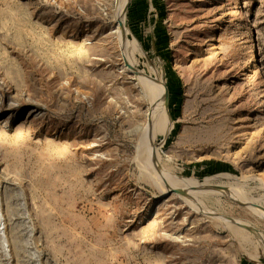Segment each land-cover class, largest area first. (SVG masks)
<instances>
[{"label":"rangeland","instance_id":"obj_1","mask_svg":"<svg viewBox=\"0 0 264 264\" xmlns=\"http://www.w3.org/2000/svg\"><path fill=\"white\" fill-rule=\"evenodd\" d=\"M0 264H264V0H0Z\"/></svg>","mask_w":264,"mask_h":264},{"label":"bare ground","instance_id":"obj_2","mask_svg":"<svg viewBox=\"0 0 264 264\" xmlns=\"http://www.w3.org/2000/svg\"><path fill=\"white\" fill-rule=\"evenodd\" d=\"M253 59H254V58H253ZM253 59H252V60H253ZM253 61H254V60H253ZM251 63H252V62H251ZM145 81H146V80H145ZM145 81H144V82H145ZM157 86H158V85H157V83L155 82V85H154V87H152V88H153V90L155 89V91H156V94H157V97H158L157 101L159 100V101H158V102H159V103H158V107L161 108L162 105H161V99H160V92H159V89H157ZM165 89H166V87H165ZM162 101L164 102V97H162ZM165 103H167V90H166V95H165ZM160 106H161V107H160ZM155 107H156V106H155ZM154 109H155V108H154ZM159 110H160V109H159ZM159 113H160V117H161V120H162V122H163V126H164V124H165V123H164V122H165V117H163V115H162V111H160ZM164 114H165V113H164ZM166 120H167V119H166ZM152 123H153V122H152ZM156 123H157V122H156ZM160 123H161V122H160ZM155 125H156V124H155ZM153 126H154V124H153ZM155 127H156V126H155ZM155 127H154V128H155ZM160 127H161V126H160ZM166 127H167V126H166ZM145 128H146V127H145ZM155 178H156V177H155Z\"/></svg>","mask_w":264,"mask_h":264}]
</instances>
